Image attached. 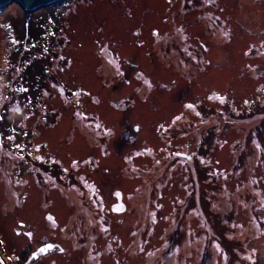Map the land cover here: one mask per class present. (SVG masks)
I'll return each mask as SVG.
<instances>
[{"label": "rangeland", "instance_id": "374dc122", "mask_svg": "<svg viewBox=\"0 0 264 264\" xmlns=\"http://www.w3.org/2000/svg\"><path fill=\"white\" fill-rule=\"evenodd\" d=\"M0 9L14 264H264V0Z\"/></svg>", "mask_w": 264, "mask_h": 264}, {"label": "water", "instance_id": "95a60500", "mask_svg": "<svg viewBox=\"0 0 264 264\" xmlns=\"http://www.w3.org/2000/svg\"><path fill=\"white\" fill-rule=\"evenodd\" d=\"M57 0H0V7L9 5L12 2L19 3L24 9H37L43 6H48L52 3H55ZM119 199L121 200V194L117 193ZM54 250L53 246L50 247H42L37 252L33 253L31 256V261H36L41 255L50 253V251ZM56 250V249H55ZM0 264H5L2 255L0 254Z\"/></svg>", "mask_w": 264, "mask_h": 264}, {"label": "bare ground", "instance_id": "6f19581e", "mask_svg": "<svg viewBox=\"0 0 264 264\" xmlns=\"http://www.w3.org/2000/svg\"><path fill=\"white\" fill-rule=\"evenodd\" d=\"M112 64V63H110ZM117 70V69H116ZM146 84V81L144 82ZM109 116V113L108 112H104L101 117H108ZM11 161H14V158L11 159Z\"/></svg>", "mask_w": 264, "mask_h": 264}]
</instances>
